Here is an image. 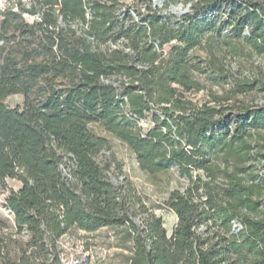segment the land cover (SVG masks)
Wrapping results in <instances>:
<instances>
[{
    "label": "trees",
    "instance_id": "trees-1",
    "mask_svg": "<svg viewBox=\"0 0 264 264\" xmlns=\"http://www.w3.org/2000/svg\"><path fill=\"white\" fill-rule=\"evenodd\" d=\"M14 1L0 9V192L31 247L9 258L1 232L10 220L0 216L4 264H63L64 235L110 228L128 252L123 264H264V218H257L264 179L253 170L264 161V106L237 98L264 79L234 78L229 93H211L203 104L186 96L204 90L190 51L212 26L206 43L222 36L211 13L228 14V46L243 40L249 53L264 54V0H185L192 10L182 17L168 9L183 0L162 7L141 0L147 13L137 10L139 22L128 11L118 15L120 0ZM119 39L129 52L98 51ZM13 96L23 104L8 105ZM93 125L126 144L148 175L177 166L189 178L186 193L165 202L178 218L171 235L144 206L135 222L131 201L140 198L96 162L109 140ZM197 171L205 179L193 178Z\"/></svg>",
    "mask_w": 264,
    "mask_h": 264
},
{
    "label": "rangeland",
    "instance_id": "rangeland-1",
    "mask_svg": "<svg viewBox=\"0 0 264 264\" xmlns=\"http://www.w3.org/2000/svg\"><path fill=\"white\" fill-rule=\"evenodd\" d=\"M22 1L30 4L31 0ZM12 2L15 1L0 0V9H4L9 4H12ZM189 4L190 2L183 0L175 5L187 7ZM120 5L118 15L121 16L127 11L131 12L136 22H139L137 10L145 14L147 13V5L141 0H120ZM167 8V6L164 7V9ZM162 12L163 9H159V13ZM190 14H193V12ZM26 18L29 21L33 19L30 16H26ZM210 18L217 19V27L223 30L221 38L206 43L209 32L214 27L212 26L203 35L199 45L190 51L193 75L204 86V90L201 92L190 91L186 93V96L188 100L198 104L208 102L211 93H229L234 86V78L240 80L264 79V54L249 53V49L245 48L246 43L243 40L239 42L234 41L231 47L227 45L226 36L230 32V28L226 26V23L229 21L226 12L223 11L219 16L211 13L208 19ZM215 19L212 21L213 24H215ZM246 34H249L248 30H246ZM127 44L128 42L124 39H119L116 42L109 41L106 44L100 45L98 51L103 53L118 49L129 52L130 49L126 48ZM177 45L176 41L166 45L163 49L164 54L168 55ZM211 52L215 53L219 61L218 65L224 66V72H219L213 67ZM237 98L251 106H264V86L261 85L260 87L258 85L251 92L244 95L240 94ZM23 102V96H13L7 100V104L11 107L21 106ZM152 126L153 123L150 117L146 124L141 126L143 133H146ZM233 128L231 126L230 130H233ZM92 129L98 135L106 137L109 140V146L95 155L98 165L110 179H113L114 184L134 190V194L140 198V202L133 199L131 201V212L134 213L135 219L141 220L142 206H144L150 212L155 213L163 219L164 227L168 235H171L178 218L173 211L165 206V202L174 191L186 193L190 187L189 178L186 175H182L177 166H173L169 173L160 174L156 177L148 175L140 169L135 155L126 144L116 137L109 135L99 125H93ZM254 165L253 170L255 173L261 179H264V161H257ZM66 172L68 174L69 170ZM192 175L193 178L197 175H202L205 179L204 173L200 171L192 172ZM6 196V193L0 192V216L9 219L10 225L1 233L4 234L8 242V257L17 260L22 256L24 250H28L31 247L30 235L27 232H17L10 213L4 208ZM257 218H264V208L257 215ZM237 227L238 230L241 228L240 225ZM205 230L206 228H201V231ZM117 232L118 229L112 228L94 233L75 230L68 232L57 243L60 250L61 262L63 264H123V254H127L128 252L118 247L120 240ZM0 264H4L3 259H0Z\"/></svg>",
    "mask_w": 264,
    "mask_h": 264
},
{
    "label": "water",
    "instance_id": "water-1",
    "mask_svg": "<svg viewBox=\"0 0 264 264\" xmlns=\"http://www.w3.org/2000/svg\"><path fill=\"white\" fill-rule=\"evenodd\" d=\"M163 3H164L163 0H155L154 1V6L155 7H162ZM190 7H191V5H188L187 7H184L183 5H179V6L172 5V6L169 7L168 11L173 13V14L178 15L179 17H182L183 15L189 13ZM111 180L113 181L112 178H111ZM135 222L136 223H140V220L139 219H135Z\"/></svg>",
    "mask_w": 264,
    "mask_h": 264
},
{
    "label": "built area",
    "instance_id": "built-area-1",
    "mask_svg": "<svg viewBox=\"0 0 264 264\" xmlns=\"http://www.w3.org/2000/svg\"><path fill=\"white\" fill-rule=\"evenodd\" d=\"M146 122H147V121H142V122L140 123V125L143 126V125L146 124Z\"/></svg>",
    "mask_w": 264,
    "mask_h": 264
}]
</instances>
